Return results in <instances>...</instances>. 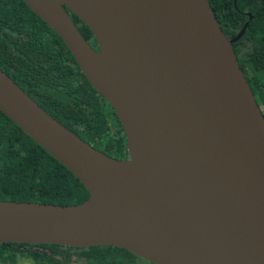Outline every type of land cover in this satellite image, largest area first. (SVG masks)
<instances>
[{
    "label": "water",
    "instance_id": "95a60500",
    "mask_svg": "<svg viewBox=\"0 0 264 264\" xmlns=\"http://www.w3.org/2000/svg\"><path fill=\"white\" fill-rule=\"evenodd\" d=\"M24 1L111 104L129 156L88 143L0 67V110L88 190L71 204L0 198V242L264 264V114L233 49L247 22L228 37L209 0Z\"/></svg>",
    "mask_w": 264,
    "mask_h": 264
},
{
    "label": "trees",
    "instance_id": "16d2710c",
    "mask_svg": "<svg viewBox=\"0 0 264 264\" xmlns=\"http://www.w3.org/2000/svg\"><path fill=\"white\" fill-rule=\"evenodd\" d=\"M209 1L228 37L247 22L233 49L264 114V0ZM70 15L88 40L90 28L75 13ZM0 67L86 141L111 154L125 148L111 104L88 81L62 38L24 0H0ZM113 119L118 122L115 132L110 128ZM87 196L86 187L66 166L0 110V198L71 204ZM70 257L79 264H138L141 258L116 245L0 242V264L24 259L28 264H70Z\"/></svg>",
    "mask_w": 264,
    "mask_h": 264
},
{
    "label": "flooded vegetation",
    "instance_id": "af4514ba",
    "mask_svg": "<svg viewBox=\"0 0 264 264\" xmlns=\"http://www.w3.org/2000/svg\"><path fill=\"white\" fill-rule=\"evenodd\" d=\"M76 24L78 25L77 22H76ZM237 40H238V39H237ZM88 41L91 43V45H92L93 47H95V48L98 47V45H97V43H96V41H95V39H94V37H93V34H92V36L88 39ZM234 42H235V41H234ZM116 115H117V114H116ZM117 117H118V116H117ZM118 121L120 122L119 118H118ZM120 123H121V122H120ZM117 124H118L117 120L113 119V121L111 122V126H110L112 132H115V131L118 129V125H117ZM119 127H120V126H119ZM121 128H122V130L120 131V134L123 133V134L125 135V131H124V128H123L122 124H121ZM78 135H79V134H78ZM83 139H84V138H83ZM84 140H85V139H84ZM87 142H88V141H87ZM88 143L92 144L94 147H96L97 149H99V150L105 152L106 154H108V155H110V156H113V157H116V158H127V157L129 156V152H128V149H127V146H126V135H125V148H124L123 150H116L115 152H113V154L108 153V152H106L105 150H102L100 147L96 146L95 144H93V143H91V142H88ZM69 260H70V264H79V261H78L77 259H75V257H70ZM80 261H81V259H80ZM137 263H138V264H150L149 261H145L143 258L138 259V262H137Z\"/></svg>",
    "mask_w": 264,
    "mask_h": 264
},
{
    "label": "rangeland",
    "instance_id": "374dc122",
    "mask_svg": "<svg viewBox=\"0 0 264 264\" xmlns=\"http://www.w3.org/2000/svg\"><path fill=\"white\" fill-rule=\"evenodd\" d=\"M28 263L29 261L24 259L21 264H28Z\"/></svg>",
    "mask_w": 264,
    "mask_h": 264
}]
</instances>
